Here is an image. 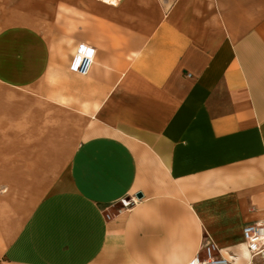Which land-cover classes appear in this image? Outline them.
Segmentation results:
<instances>
[{"label":"crops","instance_id":"0c3cea01","mask_svg":"<svg viewBox=\"0 0 264 264\" xmlns=\"http://www.w3.org/2000/svg\"><path fill=\"white\" fill-rule=\"evenodd\" d=\"M0 8V88L25 96L27 125L57 111L72 143L28 212L0 216V264H189L206 238L248 264L243 228L264 224V0ZM80 45L86 74L69 69Z\"/></svg>","mask_w":264,"mask_h":264},{"label":"rangeland","instance_id":"374dc122","mask_svg":"<svg viewBox=\"0 0 264 264\" xmlns=\"http://www.w3.org/2000/svg\"><path fill=\"white\" fill-rule=\"evenodd\" d=\"M11 17L0 8V21ZM15 17V16H14ZM25 96L0 88V216L26 214L68 161L72 143L64 142L57 111L42 112L27 125ZM53 117V118H52Z\"/></svg>","mask_w":264,"mask_h":264},{"label":"built area","instance_id":"2783aa9c","mask_svg":"<svg viewBox=\"0 0 264 264\" xmlns=\"http://www.w3.org/2000/svg\"><path fill=\"white\" fill-rule=\"evenodd\" d=\"M93 59V50L84 45L78 46L75 56L70 64V71L86 74ZM136 200L121 201L120 209H129L135 205ZM243 239L249 253L248 264H264V224H248L243 228ZM189 264H230L222 257L216 245L210 239H204L199 253Z\"/></svg>","mask_w":264,"mask_h":264},{"label":"water","instance_id":"95a60500","mask_svg":"<svg viewBox=\"0 0 264 264\" xmlns=\"http://www.w3.org/2000/svg\"><path fill=\"white\" fill-rule=\"evenodd\" d=\"M141 197H142L141 194H138V195H137V198H141Z\"/></svg>","mask_w":264,"mask_h":264}]
</instances>
